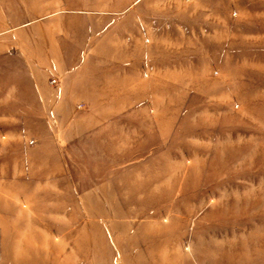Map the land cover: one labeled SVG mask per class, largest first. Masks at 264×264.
Instances as JSON below:
<instances>
[{
	"label": "rangeland",
	"instance_id": "374dc122",
	"mask_svg": "<svg viewBox=\"0 0 264 264\" xmlns=\"http://www.w3.org/2000/svg\"><path fill=\"white\" fill-rule=\"evenodd\" d=\"M0 102V264H264V0H0Z\"/></svg>",
	"mask_w": 264,
	"mask_h": 264
},
{
	"label": "crops",
	"instance_id": "0c3cea01",
	"mask_svg": "<svg viewBox=\"0 0 264 264\" xmlns=\"http://www.w3.org/2000/svg\"><path fill=\"white\" fill-rule=\"evenodd\" d=\"M2 103L0 102V106ZM1 172H3V167H1ZM12 172V170L10 171ZM3 173L6 174L4 171ZM15 177V176H14ZM12 174L10 176L5 175V179L3 181V186L6 187V189L3 191L0 186V254L3 252H9L10 249L8 246V237L9 236H17V235H23V233H29L28 230L31 229V233H33V227H27L31 223H29L28 219V212L24 211L21 207V205L18 202H11V201H5L4 199H7L5 197L9 196L14 189V185L12 184ZM43 184H48V182H44ZM23 188H26L24 186ZM24 199L26 198L27 192L24 189L23 192ZM8 200V199H7ZM11 200V199H10ZM22 204V203H21ZM30 212V210H29ZM13 214V215H12ZM24 216L26 220V224H24V220H20L19 216ZM31 220V218H30ZM19 222H21V226H19Z\"/></svg>",
	"mask_w": 264,
	"mask_h": 264
}]
</instances>
